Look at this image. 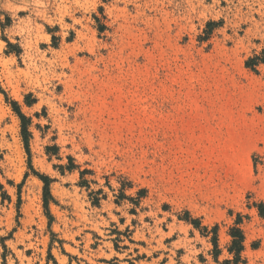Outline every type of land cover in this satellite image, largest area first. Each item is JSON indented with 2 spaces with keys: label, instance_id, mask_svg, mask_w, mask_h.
<instances>
[{
  "label": "rangeland",
  "instance_id": "374dc122",
  "mask_svg": "<svg viewBox=\"0 0 264 264\" xmlns=\"http://www.w3.org/2000/svg\"><path fill=\"white\" fill-rule=\"evenodd\" d=\"M256 58L264 0H0V264H264Z\"/></svg>",
  "mask_w": 264,
  "mask_h": 264
},
{
  "label": "trees",
  "instance_id": "16d2710c",
  "mask_svg": "<svg viewBox=\"0 0 264 264\" xmlns=\"http://www.w3.org/2000/svg\"><path fill=\"white\" fill-rule=\"evenodd\" d=\"M259 62H264V59L261 60L259 58H256L253 61H250L247 66L248 67H254L255 65H257V63ZM16 107V112L18 114V116L20 117V119L22 120V126H23V136H24V141L28 146V141H29V136L30 133L28 132V120L22 115V113L20 112L19 108L17 107V105H15ZM45 182H46V186H48L47 182L48 179L45 178ZM51 199V195L49 190H46V196H45V201H46V205H48L49 200ZM231 236L233 238V247L230 250V253H236L238 258L240 257L241 252L243 251V243H244V234L243 231L241 229H234L233 231H231ZM237 258V260H238Z\"/></svg>",
  "mask_w": 264,
  "mask_h": 264
}]
</instances>
